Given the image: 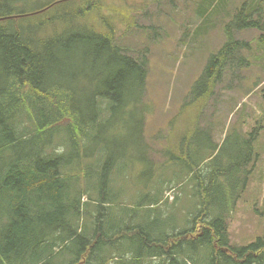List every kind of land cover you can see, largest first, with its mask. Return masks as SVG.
I'll return each mask as SVG.
<instances>
[{
  "label": "trees",
  "instance_id": "16d2710c",
  "mask_svg": "<svg viewBox=\"0 0 264 264\" xmlns=\"http://www.w3.org/2000/svg\"><path fill=\"white\" fill-rule=\"evenodd\" d=\"M23 1L0 0V18H5L0 20V264H96L98 253L118 252L119 246L139 249L140 260L133 257L128 262L120 254V264H137L142 258L155 264H197L189 250L197 252L198 244L209 246L210 264H264V236L234 245L228 226L254 172L250 162L260 157L253 153L254 132H249L252 138L243 160L225 166L212 159L211 152L205 164L198 157L203 143L190 147V161H179L191 166L182 170L183 177L192 174L190 178L198 181L195 195L200 196L185 227L177 222L159 235L152 226L135 225L134 220L123 225L110 215L118 199L109 189L110 165L120 158L98 129L108 120V112L112 120L129 100L141 99L145 90L148 54L117 43L118 27H124L123 36L145 28L138 21L139 8L127 0L97 4L51 0L38 9L47 11L27 15L15 12ZM97 5L101 11L96 16L91 11ZM257 6V1L242 2L229 15L227 42L212 55L193 87L199 100L191 105L195 129L184 134L188 140L197 134L196 124L217 94L224 67L252 65L243 56L251 45L236 33L260 29L264 41V17ZM85 87L92 91L84 93ZM263 120L264 114L256 122L258 129L264 128ZM100 140L102 147L95 152ZM167 141L168 150L151 149L161 162L177 164L170 157L175 154V140L168 136ZM74 175L99 184H91L93 191L87 188L70 196L66 190L73 194V184L63 185L62 178ZM176 185L180 184L166 182L159 195L149 193L139 204L172 203V195L165 193ZM90 193L95 196L82 203ZM51 235L57 236L49 240ZM68 252L71 256L53 263Z\"/></svg>",
  "mask_w": 264,
  "mask_h": 264
},
{
  "label": "rangeland",
  "instance_id": "374dc122",
  "mask_svg": "<svg viewBox=\"0 0 264 264\" xmlns=\"http://www.w3.org/2000/svg\"><path fill=\"white\" fill-rule=\"evenodd\" d=\"M50 1L24 0L16 6L15 12L31 13ZM66 1H90L97 4L103 0H56L57 4H65ZM127 1L139 8V23L151 28L131 29V33L123 36L124 27H118L117 43L129 50L147 53L150 63L146 89L141 99L129 100L112 120L108 112V120L98 129L100 137L105 138L111 152L120 158L110 165L109 171V189L118 196L110 210L111 217L118 218L123 225H130L134 220L135 225L152 226L153 232L159 235L171 231L172 225L177 222L185 227L186 216L196 212L200 200L198 193L195 195L194 188L198 181L189 176L183 177L182 173V170H189L191 167L181 165L183 160L190 161V147L205 143L198 157L206 160L205 164L212 157L226 166L231 161L244 159L249 152L248 141L252 138L249 132L253 131V153L255 157L260 153V160L257 162L256 158V161L250 162L254 172L248 177V187L230 216L228 226L234 245H247L264 236V131L258 129L256 124L264 114L262 30L236 33L237 38H243L251 45L243 56L252 65L240 66L235 63L225 67L224 78L217 88L216 96L211 99L203 118L196 124L197 134L189 140L184 136L189 130L193 132L195 129V120L190 116L191 105L199 100L193 90L194 84L212 55L227 42L224 27L229 21V15L243 1L248 4L257 1V7L262 8L264 17V0H219L217 3H214L215 0ZM47 10L42 9L34 15ZM100 11L97 5L91 12L97 16ZM204 15V24H200ZM154 27L159 28L153 29ZM91 91V87L83 89L84 93ZM168 136L171 141L175 140V154L170 157L177 159V164L161 162L156 150L151 149L154 146L159 150H168ZM215 145L218 148L214 151L212 148ZM101 147L100 140L98 146L95 144V152ZM211 152L212 156L209 157ZM168 181L180 183L173 191L172 203L163 201L153 205L139 204V200L149 193L159 195ZM62 183L68 187L73 184V194L66 190L70 196H76L87 188L93 191L95 188L91 184L95 187L99 184L98 180L87 182L79 175L69 179L62 178ZM227 195H230L229 188ZM89 196L95 195H84L82 203L89 201ZM148 216L156 220L152 221ZM56 236L51 235L49 240ZM195 248L197 252H189L197 264H210L209 246L198 244ZM131 250L139 253V249ZM132 251L127 252L126 256H134ZM117 253H98L96 264H120L114 258L119 256ZM69 256V252L63 254L53 263L64 261ZM141 264L155 262L142 258Z\"/></svg>",
  "mask_w": 264,
  "mask_h": 264
},
{
  "label": "water",
  "instance_id": "95a60500",
  "mask_svg": "<svg viewBox=\"0 0 264 264\" xmlns=\"http://www.w3.org/2000/svg\"><path fill=\"white\" fill-rule=\"evenodd\" d=\"M30 15V14H29ZM3 19H5V18H0V20H3Z\"/></svg>",
  "mask_w": 264,
  "mask_h": 264
},
{
  "label": "bare ground",
  "instance_id": "6f19581e",
  "mask_svg": "<svg viewBox=\"0 0 264 264\" xmlns=\"http://www.w3.org/2000/svg\"><path fill=\"white\" fill-rule=\"evenodd\" d=\"M50 7V6H49ZM18 16V15H17Z\"/></svg>",
  "mask_w": 264,
  "mask_h": 264
}]
</instances>
